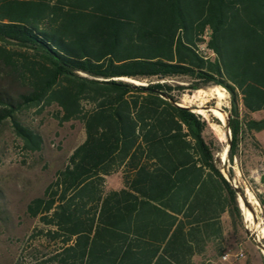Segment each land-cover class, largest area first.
I'll return each mask as SVG.
<instances>
[{"label": "trees", "instance_id": "16d2710c", "mask_svg": "<svg viewBox=\"0 0 264 264\" xmlns=\"http://www.w3.org/2000/svg\"><path fill=\"white\" fill-rule=\"evenodd\" d=\"M7 45L27 54L15 60ZM0 56L24 89L0 97V122L26 149L41 139L15 119L24 108L54 105L85 132L27 205L55 246L41 264H216L206 257L225 252L223 216L235 236L242 227L237 191L208 123L173 93L225 89L231 156L242 130H264V118L239 121V104L264 111V0H0ZM176 77L190 81H165ZM115 172L123 187L106 191Z\"/></svg>", "mask_w": 264, "mask_h": 264}, {"label": "rangeland", "instance_id": "374dc122", "mask_svg": "<svg viewBox=\"0 0 264 264\" xmlns=\"http://www.w3.org/2000/svg\"><path fill=\"white\" fill-rule=\"evenodd\" d=\"M49 1L51 4L56 2ZM6 47L15 60L20 59L19 55L27 54L20 48L10 45ZM16 78L0 56L2 99L15 100L24 91ZM165 81L172 86H186L190 80L176 77ZM134 82L146 85L147 80ZM213 87L215 86H208L199 91L176 90L173 93L180 107L195 113L203 123V119L208 123L207 126L205 124L204 136L207 141H213L216 164L237 191L242 227H238V234L235 236L228 216L224 215L222 220L225 252L216 258L209 252L206 258H211L216 264H264V238L259 229H264V130L251 133L242 130L237 150L232 156L229 153L231 139H225L224 142L228 145V159L221 161L219 155L225 145L221 144L224 132L209 115H199L195 112L197 107L208 110L214 105V100L203 96V91ZM226 96L225 111L230 118V96L228 93ZM262 118L264 111L249 113L239 104V121L242 126L247 120ZM15 119L40 137L41 149H26L22 140L15 134L9 118L0 122V264H41L55 246L42 236L41 232L47 227L38 217L32 218L28 215L27 205L33 199L43 196L56 172L67 165L73 150L84 141L85 132L80 120L60 123L58 109L54 105L24 108L15 114ZM122 187L121 172H115L105 178L106 191L119 190ZM242 208L250 214L251 222H247ZM225 254L229 255L227 260L222 258ZM202 261L203 258L196 259L197 264Z\"/></svg>", "mask_w": 264, "mask_h": 264}, {"label": "bare ground", "instance_id": "6f19581e", "mask_svg": "<svg viewBox=\"0 0 264 264\" xmlns=\"http://www.w3.org/2000/svg\"><path fill=\"white\" fill-rule=\"evenodd\" d=\"M226 93L225 90L221 87L215 86L208 91H203V96L210 99L214 100V105L209 108L208 110L202 109V107H197L195 112H197L199 115L204 114V115H209L214 116L217 118V123L220 125L221 130L224 132V134L221 136V144H225L222 146V150L220 153V159L221 161L225 162L228 158V145L225 143V139H229V129L227 127V113L225 111L226 107ZM205 108V107H204ZM246 192V191H245ZM248 194V193H247ZM243 209V208H242ZM243 212L245 214L247 222H251V216L246 211L243 209ZM250 224V223H249ZM256 225V224H255ZM252 226V225H251ZM256 227H254L255 229ZM260 229V233L262 237L264 238V229Z\"/></svg>", "mask_w": 264, "mask_h": 264}, {"label": "water", "instance_id": "95a60500", "mask_svg": "<svg viewBox=\"0 0 264 264\" xmlns=\"http://www.w3.org/2000/svg\"><path fill=\"white\" fill-rule=\"evenodd\" d=\"M126 81H128V82H131V83H133V84H136L133 80H126ZM136 85H139V84H136ZM225 90V89H224ZM208 109V108H207ZM227 118L229 119V116H227ZM211 120L213 121V122H217V118H215L214 116H211ZM229 139H231V135H229Z\"/></svg>", "mask_w": 264, "mask_h": 264}, {"label": "built area", "instance_id": "2783aa9c", "mask_svg": "<svg viewBox=\"0 0 264 264\" xmlns=\"http://www.w3.org/2000/svg\"><path fill=\"white\" fill-rule=\"evenodd\" d=\"M239 256H242V254H238ZM229 257V255L228 254H225L222 258H223V260H227V258Z\"/></svg>", "mask_w": 264, "mask_h": 264}]
</instances>
